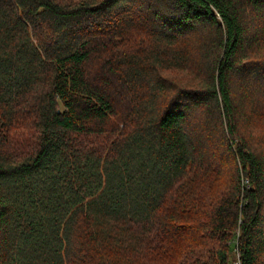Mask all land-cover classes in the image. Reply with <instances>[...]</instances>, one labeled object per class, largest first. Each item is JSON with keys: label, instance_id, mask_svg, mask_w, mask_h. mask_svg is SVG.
Here are the masks:
<instances>
[{"label": "trees", "instance_id": "trees-1", "mask_svg": "<svg viewBox=\"0 0 264 264\" xmlns=\"http://www.w3.org/2000/svg\"><path fill=\"white\" fill-rule=\"evenodd\" d=\"M264 264V0H0V264Z\"/></svg>", "mask_w": 264, "mask_h": 264}, {"label": "built area", "instance_id": "built-area-1", "mask_svg": "<svg viewBox=\"0 0 264 264\" xmlns=\"http://www.w3.org/2000/svg\"><path fill=\"white\" fill-rule=\"evenodd\" d=\"M226 264H241L240 256L238 251L236 250V246H234L233 254Z\"/></svg>", "mask_w": 264, "mask_h": 264}]
</instances>
